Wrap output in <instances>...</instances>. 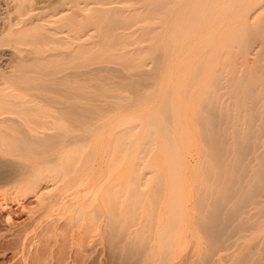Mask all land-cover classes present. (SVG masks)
Here are the masks:
<instances>
[{
    "label": "bare ground",
    "instance_id": "obj_1",
    "mask_svg": "<svg viewBox=\"0 0 264 264\" xmlns=\"http://www.w3.org/2000/svg\"><path fill=\"white\" fill-rule=\"evenodd\" d=\"M8 2L5 223L66 217L74 264H264V0Z\"/></svg>",
    "mask_w": 264,
    "mask_h": 264
},
{
    "label": "rangeland",
    "instance_id": "obj_2",
    "mask_svg": "<svg viewBox=\"0 0 264 264\" xmlns=\"http://www.w3.org/2000/svg\"><path fill=\"white\" fill-rule=\"evenodd\" d=\"M0 1H3L0 2V6L5 7H0V10L2 9L0 11V17H2L3 19L4 16L7 15L8 11H10L9 4L11 2H8V0ZM6 1L7 4H9L6 5L5 3V6L2 3ZM3 9H8V11L6 12ZM0 21H2L0 22L1 30V27L3 29L4 26V24H2L4 23V20ZM3 50L1 49L0 54H6L9 52ZM13 59L16 60V58H11L12 65L15 62V60ZM7 64L9 65V62L2 64V61H0V74L3 73V70L5 72V68L7 69V66L5 65ZM15 176V173L8 171V169H6V167H4L3 165L0 166V187H7V184L13 178H15ZM30 202L31 201H28L23 206L26 210L24 213H22L21 208L17 209V207L12 209L13 212L17 213V215H14L11 224L5 223L6 214L0 215V264H74L72 262L76 261V259H78V262H80L79 259L81 258V256H79L80 258H76V254L74 253L75 251L73 252L75 247L73 246L74 248H72V243H74V241L71 239V231L69 230V227H67V223H65L67 222L65 221L67 219L66 217H62L64 220L60 217L58 219V216H56V218H51L52 216L50 217L49 215H46L45 217L43 216L44 213L41 210L38 214L40 215V222L38 221L39 224L35 233L36 236L34 234H31L34 238L31 235L27 237V231H29L28 229L31 226V222L28 220L27 217V211L29 208H31ZM54 222L57 230L55 229V227H53ZM56 223H58V225ZM62 225L66 226H64L63 228ZM64 229H68L69 231H66ZM69 234L71 235V237ZM90 256L93 257V255ZM92 257H89V259L87 260V264L91 263ZM107 261V256L104 254L102 264H107Z\"/></svg>",
    "mask_w": 264,
    "mask_h": 264
}]
</instances>
